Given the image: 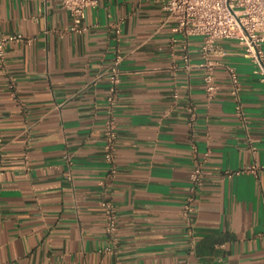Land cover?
I'll list each match as a JSON object with an SVG mask.
<instances>
[{"label":"crops","instance_id":"0c3cea01","mask_svg":"<svg viewBox=\"0 0 264 264\" xmlns=\"http://www.w3.org/2000/svg\"><path fill=\"white\" fill-rule=\"evenodd\" d=\"M71 23L60 0H0V34L23 36L0 59V264H264V86L242 45L215 42L218 91L208 100L202 38H184L159 0H96L84 30ZM116 49L108 178L105 72ZM192 143L207 157L188 227ZM104 193L118 211L114 243Z\"/></svg>","mask_w":264,"mask_h":264},{"label":"built area","instance_id":"2783aa9c","mask_svg":"<svg viewBox=\"0 0 264 264\" xmlns=\"http://www.w3.org/2000/svg\"><path fill=\"white\" fill-rule=\"evenodd\" d=\"M72 18L70 29L82 31L85 26L82 24L85 18L86 9L94 6L96 0H60ZM163 10L169 18L176 22L177 30L184 38L189 36H201L202 42L199 48L203 67V87L206 98L211 100L218 91V84L214 73L216 62L212 59L214 44L219 39H234L243 47V55L252 64V72L256 74L264 86V0H159ZM116 33L119 27L115 26ZM22 34H0V59L4 57L5 48L9 42L21 40ZM184 60L188 63V53H184ZM122 59L121 53L116 49L113 61L106 70L107 93L105 96V120L103 127V151L104 159L108 164L107 177L112 178L116 171V138L117 121L115 118L118 102L120 73L119 63ZM226 69L229 74V92L235 100V113L244 120L245 114L240 102V91L242 84L236 69L228 65ZM177 94L174 93V97ZM192 111V107H188ZM193 115V113H192ZM253 148V147H252ZM192 168L189 172V192L183 202L181 216L186 226L190 227L191 216L195 211L193 202L197 190L201 187L204 171L203 164L207 153L199 155L197 147L191 144ZM254 171L255 166H246L239 171ZM1 174V170H0ZM102 184L104 180L100 181ZM104 217L105 230L112 236L115 242L114 232L117 228L118 211L113 201L104 193L100 200ZM106 252H114L115 245H108L104 248ZM119 264V263H117Z\"/></svg>","mask_w":264,"mask_h":264}]
</instances>
